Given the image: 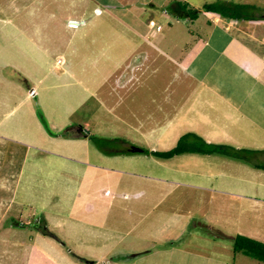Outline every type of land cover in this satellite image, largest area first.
<instances>
[{"label":"crops","instance_id":"obj_1","mask_svg":"<svg viewBox=\"0 0 264 264\" xmlns=\"http://www.w3.org/2000/svg\"><path fill=\"white\" fill-rule=\"evenodd\" d=\"M170 1L0 0L4 11L12 5L8 17L2 12L6 19H14L23 35L44 48L59 50L53 37L60 31L59 20L68 21L66 35L71 33V38L66 49L82 42L85 51L92 53L84 59L95 58L88 95L104 99L129 92L143 96V107L131 103L130 111H150L145 114L148 127L152 126L148 130L168 139L170 146L163 150L173 148L186 132L197 133L209 143L256 150L248 160L221 152H186L199 155L201 169L209 163V170L186 171L199 181L204 209L198 201L187 209H161L156 222L137 231L133 243L138 246H132L131 253L77 254L78 261L71 256L68 264H237L249 255L235 251L236 235L264 241V10L255 8L252 14L257 18L250 20L202 11L208 16L209 32L200 43L190 44L171 39L178 18L165 8ZM185 1L201 9L216 0ZM230 1L264 7V0ZM24 12L29 16L24 19L34 22H20ZM152 20L163 29L157 30ZM82 33L84 39L77 41ZM151 111H162L163 121L151 123L155 115ZM217 231L221 234L215 235ZM39 236L56 250L46 254L56 264L53 236L43 232ZM32 247L26 246L25 252L30 254Z\"/></svg>","mask_w":264,"mask_h":264},{"label":"rangeland","instance_id":"obj_2","mask_svg":"<svg viewBox=\"0 0 264 264\" xmlns=\"http://www.w3.org/2000/svg\"><path fill=\"white\" fill-rule=\"evenodd\" d=\"M7 7L0 5V264H55L46 254L56 250L39 236L45 230L57 248L56 264L100 250L125 255L161 209H187L197 201L204 209L199 181L186 171L209 170V163L201 169L198 154L161 158L144 152L170 146L166 136L148 130L150 111H130L131 103L143 107L144 97H90L86 86L95 58L84 59L92 53L82 42L66 49L68 21L59 20L53 37L59 50L46 49L6 19L12 12ZM25 17L19 21L34 22ZM207 21L206 12L179 17L171 39L198 44L209 32ZM151 112V123L163 121L162 111ZM26 246L34 250L26 253ZM245 257L237 264H264Z\"/></svg>","mask_w":264,"mask_h":264},{"label":"trees","instance_id":"obj_3","mask_svg":"<svg viewBox=\"0 0 264 264\" xmlns=\"http://www.w3.org/2000/svg\"><path fill=\"white\" fill-rule=\"evenodd\" d=\"M165 8L171 15L178 18L179 17L198 18L200 12L206 11V12L215 13L224 18L243 19V20H250L257 18L252 14L255 8H260L264 10V7H258L257 5H254L252 3H241L230 0H216L213 2H207L203 5L201 9L195 8L185 0H172L165 5ZM142 150L148 154L151 153L161 158H170L175 155L186 152H196L202 154L221 152L230 155L232 157L240 158L244 160H248L250 158V154H249L250 152L256 151L254 149H249V148H237L231 145L209 143L202 136L194 132L184 133L178 140L177 144L171 149L168 150L142 149ZM42 224H45L44 219ZM44 233L50 234V232L47 230H45ZM234 248L236 252L241 251L258 260L264 261V241L258 240L256 238L244 234H238L235 236Z\"/></svg>","mask_w":264,"mask_h":264},{"label":"built area","instance_id":"obj_4","mask_svg":"<svg viewBox=\"0 0 264 264\" xmlns=\"http://www.w3.org/2000/svg\"><path fill=\"white\" fill-rule=\"evenodd\" d=\"M151 24L154 25V27H156L157 30H162L163 29V25L160 23H157L156 21L152 20Z\"/></svg>","mask_w":264,"mask_h":264},{"label":"water","instance_id":"obj_5","mask_svg":"<svg viewBox=\"0 0 264 264\" xmlns=\"http://www.w3.org/2000/svg\"><path fill=\"white\" fill-rule=\"evenodd\" d=\"M72 23H74V24H77V25H79L81 22H83V21H71Z\"/></svg>","mask_w":264,"mask_h":264},{"label":"bare ground","instance_id":"obj_6","mask_svg":"<svg viewBox=\"0 0 264 264\" xmlns=\"http://www.w3.org/2000/svg\"><path fill=\"white\" fill-rule=\"evenodd\" d=\"M75 25H77V24H75Z\"/></svg>","mask_w":264,"mask_h":264}]
</instances>
